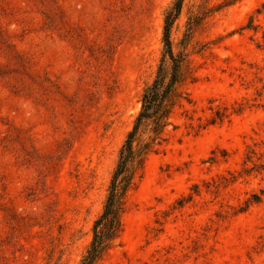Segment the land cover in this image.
Returning <instances> with one entry per match:
<instances>
[{
	"label": "rangeland",
	"instance_id": "1",
	"mask_svg": "<svg viewBox=\"0 0 264 264\" xmlns=\"http://www.w3.org/2000/svg\"><path fill=\"white\" fill-rule=\"evenodd\" d=\"M176 1L0 0V264H80ZM170 38L176 127L97 264H264V0H183Z\"/></svg>",
	"mask_w": 264,
	"mask_h": 264
},
{
	"label": "trees",
	"instance_id": "2",
	"mask_svg": "<svg viewBox=\"0 0 264 264\" xmlns=\"http://www.w3.org/2000/svg\"><path fill=\"white\" fill-rule=\"evenodd\" d=\"M183 0H177L167 13L164 27L166 54L156 79L142 95L141 110L120 150L113 172L104 209L95 220L91 244L80 264H97L113 247L123 231L126 196L134 186L147 157L167 141V129L176 127L173 114L179 100L183 81L182 59L175 56L170 38L172 25L181 11ZM167 56L169 64L167 65Z\"/></svg>",
	"mask_w": 264,
	"mask_h": 264
}]
</instances>
